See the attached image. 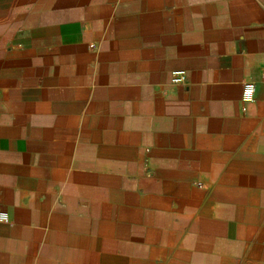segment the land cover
<instances>
[{
  "label": "crops",
  "instance_id": "crops-1",
  "mask_svg": "<svg viewBox=\"0 0 264 264\" xmlns=\"http://www.w3.org/2000/svg\"><path fill=\"white\" fill-rule=\"evenodd\" d=\"M2 213L0 264H264V0H0Z\"/></svg>",
  "mask_w": 264,
  "mask_h": 264
},
{
  "label": "built area",
  "instance_id": "built-area-1",
  "mask_svg": "<svg viewBox=\"0 0 264 264\" xmlns=\"http://www.w3.org/2000/svg\"><path fill=\"white\" fill-rule=\"evenodd\" d=\"M186 79V74L184 71H175L172 74V81L176 85H181L184 83ZM255 94V87L251 84H247L244 86V99L252 100ZM0 221L7 222L8 216L4 213L0 214Z\"/></svg>",
  "mask_w": 264,
  "mask_h": 264
}]
</instances>
